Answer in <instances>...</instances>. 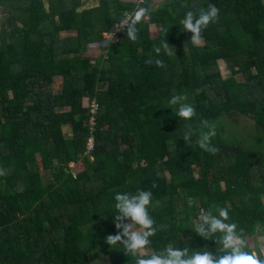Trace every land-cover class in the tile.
<instances>
[{
    "label": "trees",
    "instance_id": "1",
    "mask_svg": "<svg viewBox=\"0 0 264 264\" xmlns=\"http://www.w3.org/2000/svg\"><path fill=\"white\" fill-rule=\"evenodd\" d=\"M210 3L219 22L194 46L180 20ZM139 5L151 15L133 42L119 20ZM0 19V264H93L95 252L105 264H135L105 242L117 231V192L153 194L150 215L166 227L146 256L168 245L217 253L193 231L211 205L229 209L247 244L264 234V158L218 125L215 154L195 144L203 119L264 128V0H0ZM104 34L115 36L111 46ZM166 40L176 56L153 51ZM94 44L103 53L83 57ZM174 94L195 106L192 121L169 107ZM85 99L98 105L93 133ZM79 162L86 177L70 167Z\"/></svg>",
    "mask_w": 264,
    "mask_h": 264
},
{
    "label": "clouds",
    "instance_id": "2",
    "mask_svg": "<svg viewBox=\"0 0 264 264\" xmlns=\"http://www.w3.org/2000/svg\"><path fill=\"white\" fill-rule=\"evenodd\" d=\"M220 9L215 4H208L207 8H200L197 11L189 10L180 20L183 31L191 33L192 45H199L202 42V33L214 23L219 22ZM151 15V8L139 5L131 12H125L119 20V28L126 30V37L133 42L139 38V25ZM167 32V29H162ZM116 34V33H115ZM115 37V36H114ZM114 37L104 41L105 46H111ZM166 41L159 46H153L157 56L163 52L168 56L175 55L176 49ZM148 63L156 67L164 68L165 64L161 59H149ZM185 94H174L168 100L170 108H175L176 116L180 120L192 121L196 117L195 106L188 102ZM188 128L192 125L189 123ZM217 135L215 122L203 119L200 121L199 138L195 141L198 147L210 154H215L218 149L212 143ZM183 141L191 146L193 144L192 133L189 131L183 135ZM4 171L0 170V176ZM155 187V185H153ZM115 234L106 237V243L111 248H122L123 252L134 258L135 264H264V253L257 254L248 250L247 236L244 229L239 228L236 222H232L229 209L217 205H211L207 210H201L193 223V231L204 240H214L220 246L217 253L205 248L204 250H192L188 246L183 249L177 246L168 245L160 251L145 255L150 250L152 238L157 232L163 230L165 225H156L150 215L149 209L153 206V194L151 191L138 190L135 193L117 192L114 196ZM159 204V201H156ZM193 199H188V206L192 207ZM223 253V254H219Z\"/></svg>",
    "mask_w": 264,
    "mask_h": 264
},
{
    "label": "rangeland",
    "instance_id": "3",
    "mask_svg": "<svg viewBox=\"0 0 264 264\" xmlns=\"http://www.w3.org/2000/svg\"><path fill=\"white\" fill-rule=\"evenodd\" d=\"M90 1V0H87ZM131 1H140V0H131ZM161 1V0H157ZM2 23V20L0 19V24ZM1 28V26H0ZM123 32L124 30H119ZM151 33L153 37H156L158 34V29L152 25L151 26ZM76 33L73 32H66L63 33V38L75 36ZM105 38H109V34H104ZM199 46H204V41L199 44ZM103 53L101 46L99 44L89 45L88 48L83 52V57H92L93 59L98 58ZM220 70L222 72V75L225 77L229 70L227 69V65L224 62L219 63ZM60 79L57 80V84L59 85ZM84 105L87 106V100H84ZM230 118H221L216 122V125L219 127H224L226 129L227 135L234 139V140H240V143L244 150L248 152H253L258 158H264V128L262 129H255L254 121L250 118L246 117H239L231 121H226ZM72 171L74 173H81L84 177L87 176V172L84 168V165L82 162H79L77 164H71L70 165ZM49 177L45 175V180L48 181ZM249 247L255 250L261 251V253H264V234H259L257 238L254 239H248ZM99 250V249H97ZM96 251V250H95ZM100 251V250H99ZM96 254L92 255L90 257L91 263L93 264H105L106 260L103 261V258L100 257L98 252H95Z\"/></svg>",
    "mask_w": 264,
    "mask_h": 264
},
{
    "label": "built area",
    "instance_id": "4",
    "mask_svg": "<svg viewBox=\"0 0 264 264\" xmlns=\"http://www.w3.org/2000/svg\"><path fill=\"white\" fill-rule=\"evenodd\" d=\"M87 104L88 105L86 107L90 108V114H91V118L89 120L90 132L93 133L95 131V125H96L95 119H96V115L98 112V105L95 104L94 102L89 104L88 100H87ZM93 149H94V138L91 136L88 140L87 150H88V152H90Z\"/></svg>",
    "mask_w": 264,
    "mask_h": 264
}]
</instances>
